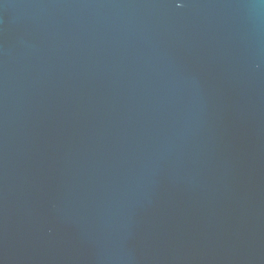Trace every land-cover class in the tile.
<instances>
[{
    "label": "water",
    "instance_id": "obj_1",
    "mask_svg": "<svg viewBox=\"0 0 264 264\" xmlns=\"http://www.w3.org/2000/svg\"><path fill=\"white\" fill-rule=\"evenodd\" d=\"M0 264H264V0H0Z\"/></svg>",
    "mask_w": 264,
    "mask_h": 264
}]
</instances>
